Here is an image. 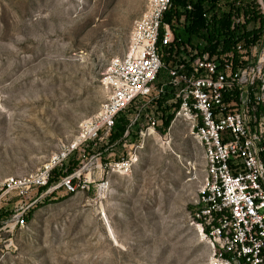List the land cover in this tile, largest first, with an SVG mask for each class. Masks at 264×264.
<instances>
[{"label": "rangeland", "instance_id": "obj_1", "mask_svg": "<svg viewBox=\"0 0 264 264\" xmlns=\"http://www.w3.org/2000/svg\"><path fill=\"white\" fill-rule=\"evenodd\" d=\"M146 1L0 0V264H212L192 220L199 149L178 122L161 132L162 121L142 139L134 126L124 146L121 137L89 144L51 173L53 183L82 164L134 153L131 171L108 176L102 198L93 191L97 180L76 194L42 198V190L2 188L45 164L96 113L107 96L101 75L124 53ZM240 1L229 16L230 29L237 22L241 29L243 52L235 59L254 66L264 83V28L254 45L244 46L242 37L259 28L247 20L252 11L264 17V0ZM181 10L176 19L186 16Z\"/></svg>", "mask_w": 264, "mask_h": 264}, {"label": "built area", "instance_id": "obj_2", "mask_svg": "<svg viewBox=\"0 0 264 264\" xmlns=\"http://www.w3.org/2000/svg\"><path fill=\"white\" fill-rule=\"evenodd\" d=\"M174 10L171 0L146 1L132 22L124 53L101 75L107 96L96 113L81 121L72 139L61 143L45 164L32 174L7 179L2 188L18 195L42 190V198L57 191L76 194L97 180L93 191L102 198L108 176L131 171L137 161L134 153L103 166L82 164L53 183L51 173L89 144H107L115 120L128 109L123 146L134 126L139 125L136 134L142 139L171 115L169 124L185 125L199 149L192 220L198 237L209 245L211 263L264 264V112L258 111L264 106V83L249 62L237 63L242 42L219 55L185 44L179 47L180 59L166 66L163 49L183 29L182 13L190 6L177 19ZM217 14L214 7L202 17L209 24ZM13 220L23 223L19 215Z\"/></svg>", "mask_w": 264, "mask_h": 264}, {"label": "trees", "instance_id": "obj_3", "mask_svg": "<svg viewBox=\"0 0 264 264\" xmlns=\"http://www.w3.org/2000/svg\"><path fill=\"white\" fill-rule=\"evenodd\" d=\"M220 0H171L172 7L178 12L179 9H184L186 6H190V11L185 12L186 24L183 29L176 34V40L168 47L163 49L164 56L162 58L163 63L166 66H172L178 59L179 47L189 45L196 48L200 45V50L207 51L210 54H222L232 47L237 40H239V34L241 29L234 27L230 29L229 16L234 9L232 6L240 0H224L223 9H218L217 2ZM241 2V1H240ZM217 7L218 14L216 16L211 15V23H205L203 14ZM249 12V10H248ZM251 16L247 22L258 21L259 28L252 29L242 34L244 46L254 45L260 37L261 29L264 28V17L255 14V11L251 12ZM169 18V16H167ZM243 30V29H242ZM167 54V55H166ZM259 112H264L263 108H258ZM172 116L167 115L163 120L161 132H163L169 125ZM126 121L123 118H117L115 120L112 133L108 137V142L112 143L122 136Z\"/></svg>", "mask_w": 264, "mask_h": 264}]
</instances>
